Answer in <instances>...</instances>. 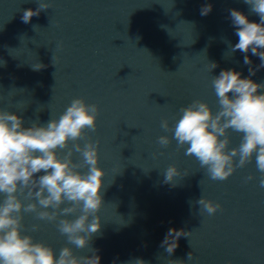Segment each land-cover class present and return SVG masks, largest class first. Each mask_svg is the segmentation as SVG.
I'll return each mask as SVG.
<instances>
[{
    "label": "water",
    "instance_id": "obj_1",
    "mask_svg": "<svg viewBox=\"0 0 264 264\" xmlns=\"http://www.w3.org/2000/svg\"><path fill=\"white\" fill-rule=\"evenodd\" d=\"M44 2L50 7L24 23V10L37 9L38 0H0V109L22 116L28 127L58 118L75 98L99 106L97 130L86 134L99 141V166L106 173L101 230L90 241L100 264H264V188L255 156L228 179L213 181L194 156L185 155L187 145L158 143L173 135L161 121L174 127L180 109L193 100L207 102L214 114L219 110L212 78L222 70L264 83V68L249 76L259 57L249 52L252 64L246 65L245 54L230 47L239 38L229 10L256 23L259 16L243 0ZM208 4L211 12L201 15ZM37 63L45 67L34 70ZM209 63L217 67L211 71ZM242 137L229 129V150ZM172 165L181 175L165 183ZM201 196L220 209L211 216L202 212L195 203ZM23 224L22 234L57 256L64 246L77 256L92 255L90 247L68 244L55 224L34 214H24ZM33 224L40 229L32 232ZM172 228L191 234L181 236L169 255L161 242Z\"/></svg>",
    "mask_w": 264,
    "mask_h": 264
},
{
    "label": "clouds",
    "instance_id": "obj_2",
    "mask_svg": "<svg viewBox=\"0 0 264 264\" xmlns=\"http://www.w3.org/2000/svg\"><path fill=\"white\" fill-rule=\"evenodd\" d=\"M243 2L250 6L251 13L259 16L260 22L250 21L236 9L229 10L239 38L230 47L231 53L239 50L245 54L246 65L252 64L249 52L259 57L260 65L255 69L249 67L251 77L264 68V50H261L264 49V0ZM38 5L35 10H24L22 22L30 23L33 16L50 7L44 0H38ZM211 10L208 4L201 9V15ZM209 64L211 71L217 67L216 63ZM43 67L37 63L33 69ZM212 86L219 110L214 114L207 102L193 100L180 109L181 116L174 127L170 128L166 119L161 121V128L173 135L171 139L160 136L158 143L167 147L174 139L178 148L187 145L185 155L194 156L213 181L228 179L236 168L244 167L255 156L256 168L261 173L259 186L264 188V93L259 92L264 89V83L241 78V73L235 70H222L212 78ZM99 112L97 104L75 98L58 118H51L46 124L32 121L25 127L22 116L0 109V195L3 196L0 264H100L98 250L90 247V241L101 230L99 213L104 206L101 190L106 173L99 166V141L93 142L86 134L97 130ZM229 129L243 134L238 148L229 150ZM81 140L85 141L83 145L79 143ZM60 151H64L63 157ZM75 154H79L78 160L73 159ZM164 175V182L170 183L181 173L172 165ZM246 179L251 181L254 177ZM195 203L209 216L221 207L203 196ZM24 214H34L39 221L55 224L68 244L78 249L90 247L92 255L77 256L72 247L64 246L57 256L51 246L22 234ZM39 229L40 224L31 226L32 232ZM190 234L182 229H169L161 247L171 255L179 246L180 237ZM187 258L192 260L193 254L188 253ZM134 264L146 262L137 259ZM169 264L184 262L169 261Z\"/></svg>",
    "mask_w": 264,
    "mask_h": 264
}]
</instances>
